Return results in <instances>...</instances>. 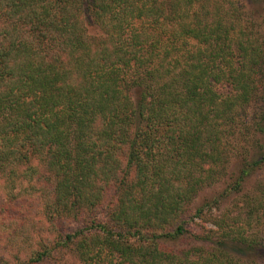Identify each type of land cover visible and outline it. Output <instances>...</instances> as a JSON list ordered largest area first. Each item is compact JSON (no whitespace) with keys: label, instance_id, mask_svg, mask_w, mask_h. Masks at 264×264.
Wrapping results in <instances>:
<instances>
[{"label":"trees","instance_id":"trees-1","mask_svg":"<svg viewBox=\"0 0 264 264\" xmlns=\"http://www.w3.org/2000/svg\"><path fill=\"white\" fill-rule=\"evenodd\" d=\"M243 133L258 152L231 189L264 167V0H0V184L43 192L52 222L81 217L61 244L83 264H239L227 239L261 253L264 183L212 245L187 221ZM183 237L206 244H169Z\"/></svg>","mask_w":264,"mask_h":264},{"label":"rangeland","instance_id":"rangeland-1","mask_svg":"<svg viewBox=\"0 0 264 264\" xmlns=\"http://www.w3.org/2000/svg\"><path fill=\"white\" fill-rule=\"evenodd\" d=\"M85 21L90 33H103L98 25L90 21V18L86 19L85 16ZM252 115L253 111L250 109L247 117L250 123H252ZM252 136L248 134L244 138L243 133L232 137L230 149L231 147L234 149L224 175L220 180L202 188L189 206L187 213L189 228L202 236L208 235L211 245L212 241H216L221 235V230L213 223L215 218L223 213L236 216L244 212V193L264 183V167H262L247 176L246 181L241 182L239 189L230 188L236 182L245 157L248 158L250 153L256 150V153L258 152V147H253ZM33 184L39 186L41 181L37 179ZM32 186L27 181L21 182L15 188L7 183L0 184V264H17L25 260L27 262L33 257L34 252H43L45 248L51 251L46 255L44 264H83L76 255L75 245L63 246L61 242L67 234L85 226L86 223L81 217L72 216L52 222L44 213L43 192ZM114 197L115 193L111 192L106 203L100 206L96 213L99 215L109 206L111 207L115 202ZM203 204V213L199 216L195 215V208ZM242 220L244 218H241ZM259 229L264 240V224H261ZM227 241L228 245L223 246L238 258L241 256L239 264H264V246L261 248V253L252 258L244 248L242 249L241 243H232L233 240L230 239ZM169 244L173 248L182 249L206 244V241H201L198 237H183ZM29 264H38V262L30 261Z\"/></svg>","mask_w":264,"mask_h":264}]
</instances>
